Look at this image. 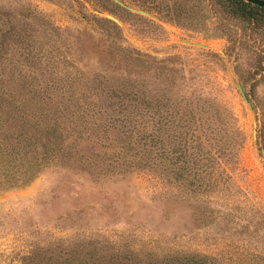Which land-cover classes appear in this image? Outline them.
Wrapping results in <instances>:
<instances>
[{
	"label": "rangeland",
	"instance_id": "rangeland-1",
	"mask_svg": "<svg viewBox=\"0 0 264 264\" xmlns=\"http://www.w3.org/2000/svg\"><path fill=\"white\" fill-rule=\"evenodd\" d=\"M121 1L146 14L115 0H0V85L41 89L71 133L67 157L51 159L25 185L0 188V264H28L36 248L54 241L91 240L139 253L196 252L212 264H264V37L241 36L232 47L200 0ZM95 17L115 22L117 36ZM122 48L144 63L125 62ZM109 86L143 92L144 103L128 102L131 125L144 135L139 143L119 122L107 130L81 112L84 103L119 102ZM163 88L184 98L197 130L180 137L164 125L149 143L160 118L171 120L154 107ZM195 134L203 162L220 156L226 164L220 176L200 175L206 190L190 191L169 171L178 156L170 148L194 145Z\"/></svg>",
	"mask_w": 264,
	"mask_h": 264
},
{
	"label": "trees",
	"instance_id": "trees-1",
	"mask_svg": "<svg viewBox=\"0 0 264 264\" xmlns=\"http://www.w3.org/2000/svg\"><path fill=\"white\" fill-rule=\"evenodd\" d=\"M200 1L206 5L208 11L215 18L214 29L225 35L232 47L236 43H238L237 45L242 43L241 36L258 33L264 37V7L245 0ZM173 11L179 15L183 8L175 6ZM4 14L7 15V13ZM95 20L105 28L107 36H117L119 28L115 22L103 17H95ZM2 35L4 33L0 34V44L3 40ZM112 40V45H115V40ZM120 51V57L125 62L129 61L141 66L145 61L139 52L126 48H122ZM258 67L261 69L262 64ZM107 88L110 89L111 96L119 97L121 100L116 104L108 102L105 104L106 108L95 101L84 103L80 107L81 112L86 116L98 118L99 121L94 122V124L101 122V125L108 126L107 130L113 131L116 127L115 121L119 122L122 127L120 132L129 137L128 141L139 143L144 135L139 132L135 125H131L133 123L132 118H130L132 111L130 112L128 102L131 100L137 104L144 103L143 92L139 88L131 90L118 86ZM161 91L160 95L154 98L156 102L154 107L159 113H162V110L166 111L168 115L165 114V118L169 117L171 120L169 123H165L160 118V125H156V128L152 129V132L155 130L154 133L150 132L146 136L149 137V143L155 139L158 129L160 131L162 126L164 129V125H171V130L178 128L179 136L182 130L186 134L190 129L193 136L197 129L190 124L192 118L185 116L186 112L191 113V110L182 107L181 100L184 98L180 97L181 100H179L178 97H169L170 88H163ZM41 93V89L36 90L23 84L19 87L10 88L0 85V188L25 185L37 175L40 168L45 166L48 161L60 156L67 157L62 147L71 133L58 123L60 115H56L54 110L57 105L53 109L50 108L49 105L52 106L55 102L52 100L45 101ZM15 94L22 95L24 98L16 99ZM108 110L116 111L121 116L117 117L109 113ZM175 116H177L176 120ZM158 122L159 120H157ZM192 122L195 121L192 120ZM194 137L195 144L192 146L191 144L187 145L184 141H179L177 144H173V148H170V152L178 153L176 160L182 158V155L186 156L187 149H192L193 151L189 154L192 164L189 163L190 159L175 160L170 164L169 171L175 179L181 178L180 184L190 191H194L196 188L206 190L208 183L203 182L200 175L205 173L207 177H210L215 173L220 176L223 172L221 165H225L226 160H222L220 156H215L212 161L203 162L204 156L202 155L204 153L201 152L203 140L198 134H195ZM150 147L148 151L154 152L153 148ZM261 149L264 153V139L261 141ZM215 182H217L216 178ZM25 259L28 264H212L211 260L208 261L207 255H198L196 252L169 251L157 254L152 250H146L139 253L138 250L132 248L121 250V247L112 244L102 247L100 241L92 240L71 245L54 241L49 245L36 248L35 252ZM262 261L264 262V259Z\"/></svg>",
	"mask_w": 264,
	"mask_h": 264
},
{
	"label": "water",
	"instance_id": "water-1",
	"mask_svg": "<svg viewBox=\"0 0 264 264\" xmlns=\"http://www.w3.org/2000/svg\"><path fill=\"white\" fill-rule=\"evenodd\" d=\"M245 1L250 2V3L254 4V5L260 6V7H264V0H245ZM115 2H117L120 6L126 8V9H128V10H131V11H134V12H138V13H141V14H146V12H144L143 10H136V9H134L133 7H130V6L126 5V4L123 3L121 0H115ZM108 17L111 18L112 20L118 22L117 19L114 18L113 16L108 15ZM188 43L193 44V45L205 46V45H203V44H201V43H191V42H188ZM237 88H238V90H239V92H240V94H241L243 100L247 103L248 107H249L250 109H252V105H251V103L248 101V99H247V97H246V94H245V92H244V90H243L241 84L238 83V84H237ZM254 125H256V124L254 123ZM254 132H255V130H254Z\"/></svg>",
	"mask_w": 264,
	"mask_h": 264
}]
</instances>
